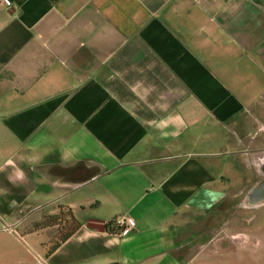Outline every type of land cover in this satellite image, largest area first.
Returning a JSON list of instances; mask_svg holds the SVG:
<instances>
[{
  "label": "crops",
  "instance_id": "0c3cea01",
  "mask_svg": "<svg viewBox=\"0 0 264 264\" xmlns=\"http://www.w3.org/2000/svg\"><path fill=\"white\" fill-rule=\"evenodd\" d=\"M9 1L0 264L264 261V221L209 239L228 196L264 205V2ZM62 207L60 241L36 224ZM118 216L136 227L106 230Z\"/></svg>",
  "mask_w": 264,
  "mask_h": 264
},
{
  "label": "rangeland",
  "instance_id": "374dc122",
  "mask_svg": "<svg viewBox=\"0 0 264 264\" xmlns=\"http://www.w3.org/2000/svg\"><path fill=\"white\" fill-rule=\"evenodd\" d=\"M264 2V0H261ZM264 206V205H263ZM262 206V207H263ZM255 208L246 197H227L214 209L209 218L211 222L210 241L220 235L238 232L251 222L264 221V209ZM256 249H264L263 240L255 246ZM258 264H264L259 261Z\"/></svg>",
  "mask_w": 264,
  "mask_h": 264
},
{
  "label": "trees",
  "instance_id": "16d2710c",
  "mask_svg": "<svg viewBox=\"0 0 264 264\" xmlns=\"http://www.w3.org/2000/svg\"><path fill=\"white\" fill-rule=\"evenodd\" d=\"M113 220L105 224L106 227H110ZM79 223L74 217L71 209L63 208L59 214L46 216L40 223L36 224V227H48L58 226L59 228V240H65L77 227Z\"/></svg>",
  "mask_w": 264,
  "mask_h": 264
},
{
  "label": "built area",
  "instance_id": "2783aa9c",
  "mask_svg": "<svg viewBox=\"0 0 264 264\" xmlns=\"http://www.w3.org/2000/svg\"><path fill=\"white\" fill-rule=\"evenodd\" d=\"M5 5L10 6L9 0H3ZM136 221L131 217L118 216L113 219V223L110 227H106V230L115 233L116 235L123 236L132 231L136 227Z\"/></svg>",
  "mask_w": 264,
  "mask_h": 264
},
{
  "label": "water",
  "instance_id": "95a60500",
  "mask_svg": "<svg viewBox=\"0 0 264 264\" xmlns=\"http://www.w3.org/2000/svg\"><path fill=\"white\" fill-rule=\"evenodd\" d=\"M264 184L261 185L258 189H256L255 191V194L259 197V198H264Z\"/></svg>",
  "mask_w": 264,
  "mask_h": 264
}]
</instances>
